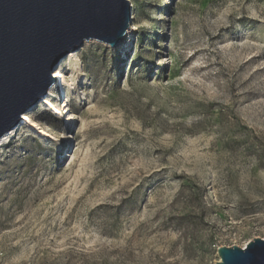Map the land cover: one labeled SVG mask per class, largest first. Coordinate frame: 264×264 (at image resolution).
<instances>
[{
  "label": "rangeland",
  "instance_id": "rangeland-1",
  "mask_svg": "<svg viewBox=\"0 0 264 264\" xmlns=\"http://www.w3.org/2000/svg\"><path fill=\"white\" fill-rule=\"evenodd\" d=\"M129 1L131 42L62 59L0 147V264H217L264 237V0Z\"/></svg>",
  "mask_w": 264,
  "mask_h": 264
},
{
  "label": "water",
  "instance_id": "water-1",
  "mask_svg": "<svg viewBox=\"0 0 264 264\" xmlns=\"http://www.w3.org/2000/svg\"><path fill=\"white\" fill-rule=\"evenodd\" d=\"M131 23L129 0H0V141L47 96L62 59L90 40L118 45ZM218 255L217 264H264V237Z\"/></svg>",
  "mask_w": 264,
  "mask_h": 264
},
{
  "label": "bare ground",
  "instance_id": "bare-ground-1",
  "mask_svg": "<svg viewBox=\"0 0 264 264\" xmlns=\"http://www.w3.org/2000/svg\"><path fill=\"white\" fill-rule=\"evenodd\" d=\"M129 35H130V37H128ZM126 39L129 42H131V40L133 39L132 33L127 34L126 35ZM53 72H54V77L56 78V80H55V83L51 86V88H50V90H49V92L47 94L48 95V98L46 99V101H48L49 100V96H52L53 93L58 89V87L60 86L59 80H60V78L63 77V73L60 70V66L59 65H57V67L55 68V70ZM62 110H65V111H60V116L61 117H64V118H69V125H68V127H70L71 124H72V120L73 119H72L71 111L69 110V106H68L67 103H65V105L63 106V109ZM30 121H31L30 117L27 115V113H25L20 124L22 125V124H25L26 122H30ZM12 133L13 132H9V133H7L3 137V139L0 141V147L5 142H7L9 140V138H10V136H11ZM68 140L70 141L71 140V137H69Z\"/></svg>",
  "mask_w": 264,
  "mask_h": 264
}]
</instances>
